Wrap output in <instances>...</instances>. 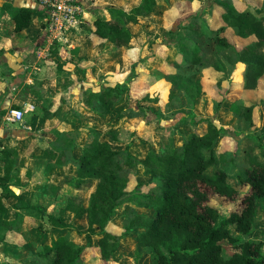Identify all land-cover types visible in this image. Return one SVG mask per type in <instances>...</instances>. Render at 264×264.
I'll use <instances>...</instances> for the list:
<instances>
[{
	"label": "trees",
	"instance_id": "trees-1",
	"mask_svg": "<svg viewBox=\"0 0 264 264\" xmlns=\"http://www.w3.org/2000/svg\"><path fill=\"white\" fill-rule=\"evenodd\" d=\"M212 2L209 6H223L221 17L226 26L234 28L240 37L253 36L254 39L241 48L233 47L222 34H211L207 24L202 27L204 18L201 14H194L195 20L187 23L181 20L174 29L164 30L162 41L165 44L176 42L180 27L192 32L193 40L189 36L183 41V45L189 43V50L183 49V60L190 59L193 69L197 70L210 67L221 71L223 66L211 52L212 42L231 46L234 49L232 65L236 62L245 65L242 86L245 94L232 110L253 125L252 113L258 101L251 97V92L257 88L258 79L264 73V12L249 8L235 11L229 0ZM157 5V0H140L128 11L118 7L99 10L93 18L90 33L110 42L117 50L127 49L133 35L128 25L156 10ZM0 8L11 12L15 31L27 28L32 22L29 7H12L11 2L5 1ZM181 69V66H175L177 74L171 81L176 88L170 89V98L180 87ZM121 91L119 84L104 85L97 91L89 90L85 99L90 110L104 115L119 100ZM64 100L62 96L61 102ZM260 103H264V99ZM49 106L44 104V111H48ZM141 111L144 115L151 112L153 119L161 122V115L150 108ZM180 112L177 123L197 125L204 122L206 129L202 134L191 132L178 146L170 143L141 155L131 154L128 147L123 150L112 148L109 140L117 139L112 132H107L109 140H100V130L93 126L90 129L92 139L81 146L75 137L60 132L48 140V146L41 153L32 152L29 156L45 158L49 164L74 167V176L65 177L56 193L64 194L65 209L72 212L78 222H83L84 228L76 230L79 234L94 233L95 228L100 230L96 246L103 261L112 256L125 234L134 231L133 241L152 256L153 264H264L263 241L249 237L260 219L257 216L261 212L264 214V141L261 135L242 131V139H245L242 146L230 152L216 150V142L225 131L224 127L216 125L211 117L196 118L191 111ZM131 113L137 115V112ZM48 116L49 113L42 115L43 118ZM239 133L235 132V136ZM20 159L21 152L16 147L5 146L0 151V243L5 240V231L22 229L24 212L34 213L36 218L47 216L50 227L62 229L70 226L62 216L47 212L46 205L27 202L15 194L12 186L24 188L16 169ZM129 172L142 173L153 180V184L141 189L143 183L138 182L129 190L126 175ZM31 174L27 169L26 177ZM89 190V195L85 196ZM12 196L19 198L15 204L18 212L10 218L3 198ZM217 196L238 205L223 215L211 204L212 198ZM123 202H131L135 207L125 216L119 230H111V225L116 226L112 222L116 208ZM37 228L45 233L46 228L41 223ZM41 232L35 241L40 239ZM223 241L229 243L230 253H224ZM40 242L35 253L47 259L49 264H84L82 256L89 245L77 244L72 234L60 233L49 242L42 239Z\"/></svg>",
	"mask_w": 264,
	"mask_h": 264
},
{
	"label": "rangeland",
	"instance_id": "rangeland-1",
	"mask_svg": "<svg viewBox=\"0 0 264 264\" xmlns=\"http://www.w3.org/2000/svg\"><path fill=\"white\" fill-rule=\"evenodd\" d=\"M157 1L156 10L141 16L151 15L154 32L144 28V25L142 26L139 22L129 24L133 34L129 48L117 50L110 42L102 41L90 33L93 18L96 12L103 11L107 7H118L128 11L132 5L137 3V0H76L83 9L84 19L76 21L73 25L72 22L69 23L62 32H59L58 36L51 37L52 32H48L51 35L49 37L44 33L39 41V46L41 48L46 46L48 51L46 57L43 55L41 57L43 63L47 61L44 70L46 75H57L58 77L56 92L50 98H45L42 105L34 112L29 113L28 111L22 122L10 124V126L28 129L32 124L33 116L39 115L42 119H46L45 126L54 127L47 134L39 130L33 141L43 147L48 146V140L55 138L60 132H67L70 137H75L78 146H81L92 139L93 134L90 129L96 126L100 130V140H109L110 135L107 132H112L117 137L114 141L109 140L112 148L123 150L128 147L131 154L141 155L149 149L163 148L170 143L178 146L182 143L187 134L186 126H196L189 122L177 123L180 111L184 110L191 111L196 118L211 117L216 125L224 127L225 131L221 132L216 142V150L230 152L242 146L241 142L245 141L242 139V131L252 132L258 129L257 126H264V103H260V100L264 99V73L258 79L257 88L251 92V97L258 101V105L253 109V125H250L244 118L229 111L240 101L238 98L245 69V66L239 62L232 65L234 49L231 46L228 48V46L212 42L211 52L216 55L220 65L223 66L222 72L210 67L197 70L193 69L190 59L187 62L183 60L185 51L183 49L189 50V43L183 45V41L189 36L193 40L192 32L180 27L177 31L176 42L165 44L162 40L166 33L164 30L174 29L181 20L186 23L191 21L194 14H201L204 18L205 22L202 27L207 24L209 30L212 31L211 34H222L233 47L241 48L254 37H239L234 28L226 26L221 17L223 6H209L210 3H214L212 0ZM229 1L235 11L249 8L253 11L264 12V0ZM36 3L41 6L37 0ZM43 13L45 32L44 10ZM86 18L87 21H85ZM55 32L58 33V31ZM212 38L213 36L210 41ZM176 65L182 68V74L178 80L180 87L170 98V89L176 88V84L171 81L172 76L177 74ZM34 76L35 81L32 85L34 88L25 85L26 87L16 89L19 96L27 91L42 88L41 74ZM220 79L222 81L219 82ZM115 84H119L122 88L115 105L104 115H98L90 110L91 106L85 99L87 92L97 91L104 85L113 86ZM16 90H14L15 93ZM62 96L65 99L64 102H61ZM44 104L50 105L48 111H44ZM14 106L16 105L13 104L12 107ZM149 108L161 115L160 123L153 119L154 115L151 112L144 115L141 111ZM128 109L129 111L125 112ZM2 111L5 113L6 108ZM2 111L1 116H3ZM133 111L137 112L136 116L131 113ZM44 113H49V116L43 118ZM199 123H201L200 126L204 124V122ZM235 132H240V135L235 136ZM237 140H241L240 143H235ZM29 150L23 151L21 159L16 164L21 182L27 187L12 186V189L16 195L22 196L27 202H39L46 205L47 212L62 216L70 226L62 229L50 227L47 216L36 218L34 213L31 215L24 212L20 225L21 230L5 231V240L0 243V264H49L47 259L38 257L35 253L41 244L40 240L49 242L52 237L65 232L72 234L77 244L89 245L82 256L84 264H153L152 256L133 241L134 231L125 234L112 256L107 261H103L96 246L101 234L100 230L95 228L94 233L79 234L76 230L84 228L83 222H78L74 214L65 209L64 194L56 193L57 186L65 177L74 176V167L70 164L64 166L49 164L45 158L30 157ZM31 166L32 175L26 177V169ZM126 175L129 179V190L134 188L138 182L143 183L141 189L153 184V180L142 173L136 175L129 172ZM89 192L90 190L86 191L85 196H88ZM18 199L16 196L3 198L9 208L7 214L10 218L15 217L18 212V208L15 207ZM211 204L223 215L228 214L238 205L218 196L212 198ZM134 207L135 205L131 202L121 203L116 208L112 219L116 226L111 225L110 229L119 230L124 224L125 216ZM257 219L259 221L255 223L249 237L263 241L264 249V214L259 213ZM39 223L46 228L45 233L38 230ZM39 232H41L40 239L35 241ZM223 251L226 254L231 252L230 245L226 241H223Z\"/></svg>",
	"mask_w": 264,
	"mask_h": 264
},
{
	"label": "crops",
	"instance_id": "crops-1",
	"mask_svg": "<svg viewBox=\"0 0 264 264\" xmlns=\"http://www.w3.org/2000/svg\"><path fill=\"white\" fill-rule=\"evenodd\" d=\"M5 1L11 2L12 7L24 6L31 8L32 22L27 28L21 31H15L11 12L0 8V112L6 108L5 113L2 111L3 116L0 115V149L2 150L5 146H13L20 150L21 155L23 151L27 149H30V153L33 152L38 155L47 146L43 147L41 144L33 142L36 133L41 130L47 134L54 126H45L47 120L42 119L39 115H35L33 116L30 128H15L14 126H10V124L13 125L15 122L7 120V112L12 108H23L25 109V114L28 113V111L29 113L34 112L36 108L42 105L45 98H50V96L56 92L58 77L57 75H46L44 70L47 66V61L46 63L41 61L42 55L46 57L48 54L46 46L43 48L39 46V41L43 38L45 33L43 25L44 13L41 7L36 3V0H0V6ZM139 3L140 0H137V3L131 7ZM140 17L138 20L139 24L142 23L144 28H148L151 32H154L152 26L154 22L152 21L151 15ZM85 21H87V18ZM40 74L42 76V88L36 91H27L19 96L17 90L26 87L25 85L33 89L34 87L32 85L35 81L34 75ZM243 81L244 80H242L240 88L239 100H241V96L245 94L242 89ZM14 90H16V93ZM13 104L16 106L12 107ZM29 106H32V109L29 110ZM229 111L237 115L232 109H229ZM200 125L201 123L193 127L186 126V136L191 132L202 134L206 126L205 124H202L203 126ZM257 127L258 129L252 131V134L257 136L261 135L264 141V126ZM232 128L236 129L234 126H232ZM37 158L42 159L41 157ZM28 169L31 170V173L33 172L32 166ZM23 185V187H27L25 184ZM1 191L0 188V194Z\"/></svg>",
	"mask_w": 264,
	"mask_h": 264
},
{
	"label": "built area",
	"instance_id": "built-area-1",
	"mask_svg": "<svg viewBox=\"0 0 264 264\" xmlns=\"http://www.w3.org/2000/svg\"><path fill=\"white\" fill-rule=\"evenodd\" d=\"M41 5L40 7L45 12L46 25L45 33L49 37L51 35L48 32H52L51 37L58 36L62 32L63 28L72 22V25L77 21L83 19V9L77 4L76 0H37ZM55 31H58L55 32ZM28 109H32L29 106ZM25 115V109L12 108L7 112V120L15 123L22 122Z\"/></svg>",
	"mask_w": 264,
	"mask_h": 264
}]
</instances>
